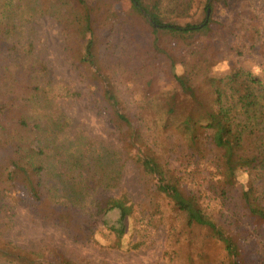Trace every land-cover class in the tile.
<instances>
[{
    "label": "trees",
    "instance_id": "obj_1",
    "mask_svg": "<svg viewBox=\"0 0 264 264\" xmlns=\"http://www.w3.org/2000/svg\"><path fill=\"white\" fill-rule=\"evenodd\" d=\"M4 1L0 12V264H77L56 251L28 250L6 238L14 216L9 206L13 195L23 192L33 208L44 212L42 216L89 242L96 236L95 222L106 227L105 218L118 212L117 227L107 228L115 248L121 247L126 222L135 218L137 204L119 188L125 166L121 151L104 150L92 141L65 143L66 121L54 92L43 85L49 81L43 63L2 57L5 26L17 18L32 20L36 12H29L31 5L41 4L40 0ZM49 1L57 8L66 36L80 41L81 51L72 59L93 69L92 80L100 85L103 101L111 109L122 151L141 177L155 182L149 204L163 199L179 219L180 234L187 239L203 236L205 252L200 257L204 260L215 245L223 253L212 264H248L241 246L243 232L238 229L241 224L229 222L226 212L237 176L245 173L247 186L238 195L241 211L256 228L264 227V81L236 67L225 78L213 75L219 61L211 19L205 16L202 23L185 25L175 22L190 17L193 0H129L130 8L103 33L100 30L108 25L103 10L107 0H94L92 7L87 0ZM211 1L198 0L206 15ZM119 34L125 36L126 46L108 71L107 57L117 56ZM31 51L29 45L27 54ZM178 67L182 73H177ZM161 72L172 81L170 90L157 86ZM239 81L251 102L233 88ZM120 83H130L133 91L141 92L137 125L124 110L117 89ZM196 104L205 111V120L196 114ZM179 147L190 169H175L167 160L168 153ZM210 154L214 175L206 193L214 198L207 201L199 188L205 180L200 162ZM140 246L134 243L132 249ZM188 258L194 262L193 256Z\"/></svg>",
    "mask_w": 264,
    "mask_h": 264
},
{
    "label": "rangeland",
    "instance_id": "obj_2",
    "mask_svg": "<svg viewBox=\"0 0 264 264\" xmlns=\"http://www.w3.org/2000/svg\"><path fill=\"white\" fill-rule=\"evenodd\" d=\"M40 2L41 4L34 3L30 7L29 12H36L32 20L17 18L5 26L4 33L7 36L3 39L5 45L1 49L2 57L11 61L17 58L38 59L43 63L49 74V81H44L43 85L54 92L62 121H66L62 136L65 143L75 145L92 141L104 150L121 151L125 166L119 188L126 191L131 201L137 204V214L126 222L127 234L121 247L115 248L114 238L109 235L107 228L117 227L118 212L105 218L106 227L99 220L95 222L96 236L89 242L82 240L65 226L49 221L42 216L44 212L41 209L32 207L23 192H17L9 200L14 216L6 238L28 250L47 248L56 251L77 264H212L218 261L223 253L220 247H210L209 259L204 260V257H200L205 252L203 236L187 239L180 234L179 219L173 215L166 201L156 199L154 205L149 204L155 182L141 177L139 168L122 151L119 134L110 118L111 109L103 101L100 85L92 80L93 69H87L72 59L73 54L81 51L80 41L66 36L60 18L56 16L55 4L49 0ZM87 3L92 7L95 1L87 0ZM4 4L5 1L0 0V12L4 11ZM211 4L212 9L206 15L202 8H198V0H193L190 17L175 22L185 25L202 23L205 16L211 19L215 31V55L219 61L214 68V76L225 78L236 67L249 71L264 81V0H230L226 4L212 0ZM37 8L39 11H36ZM129 8V0H107L103 10L107 21L105 23L108 25L100 32L108 30L110 23ZM25 12L30 16L28 11ZM119 35L117 56L107 57L108 71L116 66V59L126 46L123 40L125 36ZM29 45L32 51L27 54ZM101 53L106 56L102 50ZM182 72V68L178 67L177 73ZM156 84L160 89L172 88V81L163 72ZM233 88L247 102H251L242 82L235 83ZM117 89L124 110L135 125L139 124L141 112L138 102L141 92L133 91L130 83H120ZM194 109L200 120L206 119L202 107L196 104ZM168 154L167 160L175 169H190L191 165L182 161L180 147L176 152L172 150ZM200 165L201 177L205 180L200 183L199 188L209 201L214 198L212 194L206 193L208 181L214 175L213 154L200 162ZM247 182V175L239 173L226 218L233 224H241L238 229L243 232L240 236L246 262L264 264V227L256 228L252 221L245 219L238 200V195L247 186ZM134 243H140L141 246L132 249ZM188 255L193 256V263H190Z\"/></svg>",
    "mask_w": 264,
    "mask_h": 264
}]
</instances>
